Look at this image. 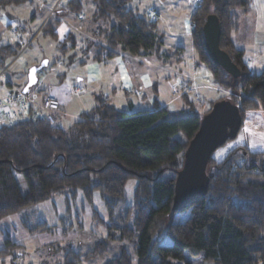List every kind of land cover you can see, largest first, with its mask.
<instances>
[{
  "label": "trees",
  "instance_id": "16d2710c",
  "mask_svg": "<svg viewBox=\"0 0 264 264\" xmlns=\"http://www.w3.org/2000/svg\"><path fill=\"white\" fill-rule=\"evenodd\" d=\"M28 1L0 0V16L6 7ZM131 1L92 0L95 7L92 20L111 24L106 29L104 44L95 46L97 51L92 59L96 62L122 53L147 57L159 52L163 42L156 32L157 21L146 13L139 16L129 7ZM251 6L252 0L196 2L190 16L196 63L210 73L220 94L229 93L209 101L203 113L197 110L188 92L180 96L183 103L180 110L155 106L149 111L123 112L107 100L97 98L94 108L67 129L49 124L44 117L0 128V220L37 206L65 189L71 195L82 190L88 199L98 192L112 214L127 182L135 179L125 224L116 229L99 220L110 231L107 238L85 255L86 260L103 257L113 240H128L134 244L136 260L122 250L105 264H193L190 259L210 264H264L263 151H250L246 145L226 149L237 136L228 140L208 161L206 195L181 210L172 209L175 177L181 169L184 151L201 118L215 102L228 100L236 105L241 126L248 113L258 112L264 118V68L258 73L250 72L243 51L231 40L238 29L239 16ZM82 10L80 0H69L64 12L81 16ZM209 15L218 20V47L240 71L237 79L226 74L207 55L202 28ZM59 23V18L48 20L40 32L57 41L55 30ZM67 41L72 44L69 49L75 47L74 37L68 35L58 41L64 53L68 51ZM20 49V45H0V71ZM74 89L72 92L78 95L79 90L75 93ZM16 90L21 91L16 88L12 92ZM61 114L58 117L65 116ZM177 135L183 140L177 139ZM93 218L98 219L96 212ZM49 228L43 222L32 231ZM116 230L120 233L115 238ZM165 239L169 244H164ZM22 248L6 238L0 258L11 257L14 263ZM80 260L81 253L67 250L64 264H79Z\"/></svg>",
  "mask_w": 264,
  "mask_h": 264
},
{
  "label": "rangeland",
  "instance_id": "374dc122",
  "mask_svg": "<svg viewBox=\"0 0 264 264\" xmlns=\"http://www.w3.org/2000/svg\"><path fill=\"white\" fill-rule=\"evenodd\" d=\"M68 1L30 0L19 6L5 8L3 15L0 16V45L14 47L20 44L21 49L15 58L7 60L6 68L0 71V96L7 90V82L22 90L27 82L29 69L32 66H39L43 61H47L48 66L39 74L40 81L32 88L29 97L38 96L39 92L35 90L36 87H42L43 85L46 90H49L60 83L80 90L83 93L80 98L86 96L88 90L86 89L85 81H79L83 78L84 72L83 66L79 62L91 60L97 51L95 46L104 44V37L93 35L91 29L95 27L107 29L111 24L93 21L91 16L95 7L92 0H80L83 8L81 16L68 12L67 15H62L63 20L59 18V25H62L61 30L69 29L75 39V51L69 49L72 44L67 41L65 46L68 47V51L64 53L59 47V38L56 41L43 35L40 32V28L49 8L59 5L65 7ZM191 2L192 0H180V3L188 4V7L186 8L183 5L178 8L177 5L170 4L166 0L165 6L163 5V15H161L163 20L160 27L165 28L169 19L173 18V28H176L183 12L189 13ZM156 3L155 0H147L149 8H155ZM138 8L137 14L139 16H143V12H150V9L143 10V6ZM40 9H42L41 13L39 12ZM59 11L58 9L54 16L58 15ZM159 11L161 12V9ZM251 11L255 15V23L259 34L264 36V0H252ZM163 41L166 48L162 51L167 57L170 66L166 64L160 75H158V86L155 89L158 91L157 96L153 92H146L147 98L153 97L154 100L160 103H163V100H166L169 94V83L174 87V83L178 82L179 85L176 92L179 94L182 92L180 83L182 79L185 82L187 80L184 78V74L189 73L191 70L190 62L193 55L191 50H189V41H186L185 38L179 41L181 42L180 44H184V52L182 54H176V50H174L175 52L172 51L174 47L180 46L176 44V41L169 38ZM261 48L263 47L261 46ZM256 53L247 50L244 58L251 63L250 67L253 72L258 73L264 67V49L260 55ZM177 59L178 61L175 63ZM106 63L107 60L101 63L104 77L106 75L104 73ZM203 73L209 79L207 85L211 86L210 74L205 69H203ZM164 77L169 78L163 82ZM101 89L102 87L97 85L93 90H98L97 92H99ZM222 95L227 96L229 93L220 94L210 88L189 93V97L195 102L197 110L201 113L208 109L209 101L215 100ZM77 97L73 96L70 107L74 108L75 106L79 109L78 101L80 98ZM133 99L136 98H130V100ZM169 107L172 110H180L183 109V103L178 98ZM73 121L74 118L65 119L64 117H59L55 124L67 129ZM176 138L183 140L181 135H177ZM236 145H246L250 151L264 152V118L262 114L255 112L245 115L237 137L229 142L225 148ZM135 185V179H130L127 182L123 196L119 202H116L117 205L112 214L108 211L98 192H94L88 199L82 190H76L71 195L70 190L65 189L60 193L53 194L49 200L37 206L27 207L0 220V248L3 246L5 238H10L13 242L23 247L22 254H17L14 263L11 262V257H7L4 259L0 258V264H64L67 250L81 253L79 264H105L110 259L118 256L122 250L130 253L135 261L134 244L128 240H113L109 242L107 252L101 258L96 257L87 260L84 258L98 242L107 238L110 231L99 220L103 221L107 226L113 225L116 229H120L125 224L124 215L132 205ZM94 212L97 213L98 219L93 218ZM131 219L132 217L130 216L127 225L130 224ZM43 222L50 227L49 230L42 232L32 231L38 224ZM113 233L116 238L120 231L116 230ZM164 244H169L168 239H165ZM185 257L190 259L187 253H185ZM190 260H192L193 264H198L197 259ZM205 264L210 263L205 262Z\"/></svg>",
  "mask_w": 264,
  "mask_h": 264
},
{
  "label": "crops",
  "instance_id": "0c3cea01",
  "mask_svg": "<svg viewBox=\"0 0 264 264\" xmlns=\"http://www.w3.org/2000/svg\"><path fill=\"white\" fill-rule=\"evenodd\" d=\"M155 1L157 2L155 8H149V6H147V0H132L129 6L132 10L136 11V13H138V7L140 6L144 7L143 10L150 9V12L143 13H146L147 17H149L150 19L157 21L156 32L157 35L161 37L163 44L161 45L159 52L156 53V55L147 57H132L125 53L119 54V56L107 60V63L105 64L106 67L104 68V73H106L105 77L103 76V69L101 67L102 62H96L92 59L93 57L89 61H80L79 63L81 66H83L84 72L82 75L83 78H81L79 81H85L86 89L88 90L86 96L80 98V96H83L81 95L83 93L80 90L79 95H75L72 92L74 88L68 86L67 84L60 83L58 84V86L50 88L49 90H46L45 86L43 85L42 87H36L35 90L39 92V94L38 96H31V98L35 102H38L40 101L42 96L49 95L57 101L60 111L65 114V116L61 117H64L65 119L74 118V120H77L80 119V116L82 114H87L92 108H94L97 98L107 100L110 104H112L120 111L137 112L149 111L152 110L155 106L167 107L178 98L180 99V96L185 94L186 92L190 93L199 91L201 89L210 88L219 93L220 90H218L214 86L212 79L210 81L211 86L207 85L209 79L207 75L203 73V69L205 68L197 65L195 53L193 51L191 41L190 16L193 13L196 0H192L191 6L189 8V13L183 12L180 18L179 25L176 28H173V18L169 19L168 23L165 25V28L160 27V24L163 20L161 18V15H163L162 10H164L166 0ZM168 2L170 4L177 5L178 8L179 6L183 5L186 8L188 7V4H182L180 3V0H168ZM58 9L60 10L59 14L54 16ZM159 9H161V12L159 11ZM64 10L65 7L62 5L49 8L46 11V17L43 19L41 26L46 21L54 19V17L63 20L62 15H67L68 13L64 12ZM39 12L41 13L42 9H40ZM252 12L253 11H251L250 9L247 13L241 14L239 16L238 29L231 35V40L234 46L237 49L243 51V57H245V53L247 50H250V52H257L256 54L260 55L261 51H263L264 49V36H261L259 34L255 23L256 18L254 17L255 15H253ZM61 26L62 25H59V27H57V29L55 30L57 38H59L60 42L63 41L68 35H72L69 29L61 30ZM91 31L93 35L96 34V36L104 37L105 41V28L103 29L95 27L94 29H91ZM166 38L172 39L176 41V44L180 45L172 49L173 52H175L174 50H176V54H182L184 52V44H180L181 42L179 41L185 38L186 41H189V50H191L193 55L191 56L190 62L191 70L189 71V73L184 74V78H186L187 80L185 82L184 79H182V82L180 83L182 92L180 94L176 92L179 85L178 82H175V85L173 84L174 87H172L169 83V94L166 97V100H163V103H160L157 100H154L153 97L147 98L146 92H153V94L157 96L158 91L155 89L158 86V75H160L166 64L170 66L167 57L162 51L166 48L163 41ZM261 46L263 48H261ZM95 50H97V48H95ZM71 51H75V49L73 48ZM178 59L175 61V63H177ZM244 61L249 71L253 72L252 68L250 67L251 63L245 60V58ZM156 63L159 64L156 65ZM168 78L169 77H164L162 81H167ZM39 81L40 80L38 75V83ZM97 85H99V87H102L101 91L99 92H97L98 90H93ZM87 86L89 87L87 88ZM16 88L18 89V87L10 84V82H7V90L0 97L9 94ZM73 96H78L77 98H80L78 101L79 109L75 106L74 108L70 107ZM131 97H135L136 99L130 100ZM150 107L153 108L151 109ZM58 119L59 117L57 118V120ZM197 260L198 264H205V262H201L200 259Z\"/></svg>",
  "mask_w": 264,
  "mask_h": 264
},
{
  "label": "water",
  "instance_id": "95a60500",
  "mask_svg": "<svg viewBox=\"0 0 264 264\" xmlns=\"http://www.w3.org/2000/svg\"><path fill=\"white\" fill-rule=\"evenodd\" d=\"M205 49L210 60L234 79L240 71L228 55L218 47L219 24L216 16L209 15L202 28ZM47 67V61L33 66L27 73L23 95L38 84L37 74ZM241 128V116L236 105L228 100L215 102L200 120L199 128L183 154L181 169L176 173L172 209L181 210L189 203L203 198L209 185L206 166L211 155L228 140H233Z\"/></svg>",
  "mask_w": 264,
  "mask_h": 264
},
{
  "label": "built area",
  "instance_id": "2783aa9c",
  "mask_svg": "<svg viewBox=\"0 0 264 264\" xmlns=\"http://www.w3.org/2000/svg\"><path fill=\"white\" fill-rule=\"evenodd\" d=\"M74 92L77 93V89H74ZM60 114L57 101L49 95L41 97L39 102H35L29 95H23L20 90L0 97V128L39 117H44L49 124H54Z\"/></svg>",
  "mask_w": 264,
  "mask_h": 264
}]
</instances>
